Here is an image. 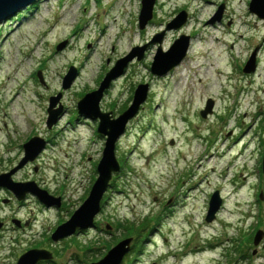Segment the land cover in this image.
I'll list each match as a JSON object with an SVG mask.
<instances>
[{
  "label": "rangeland",
  "instance_id": "rangeland-1",
  "mask_svg": "<svg viewBox=\"0 0 264 264\" xmlns=\"http://www.w3.org/2000/svg\"><path fill=\"white\" fill-rule=\"evenodd\" d=\"M250 2L156 0L140 28L142 0H36L0 21V174L18 164L25 142L40 136L46 148L12 179L33 178L64 198L60 210L43 209L33 198L0 206V264H13L33 244L55 253L56 264H90L125 238L132 240L120 264H264L263 240L253 241L264 230V20ZM222 5L221 20L210 23ZM182 10L187 21L167 30ZM182 35L191 37L184 60L165 76L153 75L158 49L169 50ZM145 45L143 57L128 63L100 101L117 117L138 84L149 85L117 141L121 170L103 195L99 229L54 242L51 232L88 196L105 145L99 120L79 116L77 102L117 60ZM256 48L257 68L244 73ZM21 62L18 77L12 70ZM72 66L77 73L64 89ZM57 94L61 114L48 128L49 99ZM210 98L213 112L203 118ZM215 191L222 205L207 221ZM14 211L17 220H31L26 230L15 229ZM133 226L142 227L139 237L130 233Z\"/></svg>",
  "mask_w": 264,
  "mask_h": 264
},
{
  "label": "water",
  "instance_id": "water-1",
  "mask_svg": "<svg viewBox=\"0 0 264 264\" xmlns=\"http://www.w3.org/2000/svg\"><path fill=\"white\" fill-rule=\"evenodd\" d=\"M36 0H0V21L9 18L17 14L20 10L34 3ZM156 0H142V7L139 16V26L143 28L148 21L152 18L153 7ZM223 5L219 7L217 15L214 16L210 23L220 21ZM250 11L255 13L260 19L264 20V0H251ZM187 21L186 12L180 11L177 17H175L166 26L167 30L177 29ZM164 32L154 37L153 43L161 42ZM191 37L189 35L179 36L167 51H163L160 47L156 56L151 64L150 70L153 75L165 76L175 67H177L186 57L188 48L190 45ZM63 44L59 45L60 48ZM135 47L127 56L117 60L115 65L104 75L97 89L86 93L77 102V111L79 116H84L92 120H99L97 132L105 136V145L103 154L97 165V178L91 186L88 196L83 203L72 213V215L65 222L59 224L55 231L52 233L51 238L54 242H57L65 237H69L75 234L79 230H85L95 226V218L99 214L102 208V198L104 193L108 190L110 182L115 173L121 170L120 162L118 161L115 151L118 139L124 134L126 127L130 120H132L141 109L142 104L147 99V93L149 90L148 83L138 84L134 91L133 100L131 105L124 110L117 117L113 116L111 111H102L100 108V101L103 97L104 90L110 86V83L116 78L120 77L125 70V67L135 57L141 59L145 48ZM257 50L252 51L250 57L243 67L244 73L255 72L257 68ZM77 69L70 67L67 74L63 78V88L70 87ZM40 81L42 76L38 73ZM60 94L51 96L48 106L47 126L51 128L53 124L57 122L60 117L62 107L56 108L57 103L60 100ZM214 107V100L208 99L205 104V108L200 111L203 118L212 114ZM46 146V140L40 136H33L27 142L23 144L24 155L18 164L8 172L0 174V188L5 187L13 192L20 200L24 199L27 194L36 196L41 203L46 207L60 206V197L49 193L48 190L43 189L37 185L34 181L19 182L12 179V175L29 161H34L38 155L44 150ZM263 167H264V155H263ZM261 199H263V191L260 192ZM222 198L219 191H215L210 198L209 208L206 215L207 221H212L221 208ZM2 223L0 222V229ZM132 238H125L119 241L115 246L108 250L106 255L96 263L93 264H120L125 254L130 249V242ZM263 240L264 246V230H257L254 236V244L257 245ZM53 255L51 251L43 248H32L23 252L16 264H36L43 259H52Z\"/></svg>",
  "mask_w": 264,
  "mask_h": 264
},
{
  "label": "flooded vegetation",
  "instance_id": "flooded-vegetation-1",
  "mask_svg": "<svg viewBox=\"0 0 264 264\" xmlns=\"http://www.w3.org/2000/svg\"><path fill=\"white\" fill-rule=\"evenodd\" d=\"M46 143H47V141H46ZM45 148H46V146H45ZM44 148V149H45ZM21 160V159H20ZM30 162V161H29ZM35 170L37 169V168H34ZM27 181H34L37 185H39L40 187H42L43 189H46V190H48L46 187H45V185H43V184H40V183H38L36 180H34L33 178H25V179H23V180H20L19 182H27ZM49 191V190H48ZM49 193H51V192H49ZM51 194H53V195H55V196H59L60 197V206L59 207H56V206H52V207H46L43 203H41L40 201H39V199L36 197V196H34V195H32V194H27L25 197H24V199H22V200H20V199H18L17 197H16V195L13 193V192H11L10 190H8L7 188H5V187H2V188H0V206L1 205H9V203H14L15 205L17 204V206H21V205H24V203H25V200L26 199H28V198H33L36 202H38V203H40L41 205H42V207H43V209H49V210H51V209H56V210H60V209H62L63 207H64V198H63V196L61 195V194H54V193H51ZM31 196V197H30ZM13 216L14 217H12L11 218V220H12V222H13V224L15 225V229H16V226L19 228V230H26L29 226H30V224H31V220H21L20 218V220H17V218H16V211H14V214H13ZM15 219V220H14ZM64 222V221H63ZM62 222H60L59 224H61ZM58 224V225H59ZM57 225V226H58ZM56 226V227H57ZM6 227V224H4L3 225V229ZM56 227L54 228V230L51 232V234H50V239L52 240V238H51V235H52V233L55 231V229H56ZM93 228H97V229H99V226L96 224L94 227H92V228H90V229H93ZM2 229V230H3ZM86 230H88V229H86ZM86 230H79V231H77L74 235H79V234H81V233H84ZM2 233V232H1ZM73 236V235H72ZM1 237V236H0ZM62 240H64V239H62ZM61 240V241H62ZM32 248H43V249H46V248H44L43 246H41V245H39V244H33L32 246H30V247H28V248H26L25 249V251H27V250H29V249H32ZM86 248V247H85ZM24 251V252H25ZM22 254V253H21ZM20 253L17 255V257H16V259H15V261L13 262V264H16L17 263V260H18V258H19V256L21 255ZM54 255H53V258L52 259H43V260H40V261H38L36 264H56V262H55V260H54V257H55V253H53ZM79 261H80V257H78L77 258ZM96 262H98V260L97 261H93V262H91L90 264H93V263H96Z\"/></svg>",
  "mask_w": 264,
  "mask_h": 264
},
{
  "label": "bare ground",
  "instance_id": "bare-ground-1",
  "mask_svg": "<svg viewBox=\"0 0 264 264\" xmlns=\"http://www.w3.org/2000/svg\"><path fill=\"white\" fill-rule=\"evenodd\" d=\"M110 14H111V12L108 13L107 15L110 16ZM65 20H66V19L63 18V22H64ZM65 22H66V21H65ZM63 25H64V24H62V25L60 26V28L63 27ZM63 29H64V27H63ZM11 66H12V65H11ZM25 67H26V64H24V63L21 62V63L18 64V66L15 67L12 71L15 72V75H17L18 77H20V75H22V74L24 73ZM11 79H13V78H11ZM15 79H16V78H15ZM15 79H14V80H15ZM10 82H11V80H10ZM13 102L16 104V99H14ZM15 118H16V114H15Z\"/></svg>",
  "mask_w": 264,
  "mask_h": 264
},
{
  "label": "trees",
  "instance_id": "trees-1",
  "mask_svg": "<svg viewBox=\"0 0 264 264\" xmlns=\"http://www.w3.org/2000/svg\"><path fill=\"white\" fill-rule=\"evenodd\" d=\"M36 4H37V3H35V5H33V6H31V8L37 6ZM24 11H25V10H24ZM24 11L20 12V13L16 16V18H13V19H17V18H19L20 15H22V13H24ZM144 223H145V222H144ZM144 223H143L142 227H145V226H146V224H144ZM138 226H139V225H138ZM138 226H133L132 230L130 231V233H131L132 235H137L136 237H139V235H140V230L142 229V227H141L140 230L138 231V229H137ZM129 229H131V228H129ZM139 252H140V251H139Z\"/></svg>",
  "mask_w": 264,
  "mask_h": 264
}]
</instances>
